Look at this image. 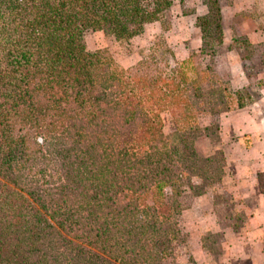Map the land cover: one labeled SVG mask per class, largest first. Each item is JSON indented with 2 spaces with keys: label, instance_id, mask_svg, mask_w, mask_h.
Listing matches in <instances>:
<instances>
[{
  "label": "trees",
  "instance_id": "16d2710c",
  "mask_svg": "<svg viewBox=\"0 0 264 264\" xmlns=\"http://www.w3.org/2000/svg\"><path fill=\"white\" fill-rule=\"evenodd\" d=\"M206 3L199 54L177 60L160 40L124 69L106 50L88 51L84 32L129 40L173 0H0V264L175 257L187 199L225 176L223 151L195 144L202 134L219 141L218 123L196 119L253 101L250 83L233 90L197 62L222 27L217 0ZM161 109L173 116L169 135ZM49 168L55 179L40 181Z\"/></svg>",
  "mask_w": 264,
  "mask_h": 264
},
{
  "label": "rangeland",
  "instance_id": "374dc122",
  "mask_svg": "<svg viewBox=\"0 0 264 264\" xmlns=\"http://www.w3.org/2000/svg\"><path fill=\"white\" fill-rule=\"evenodd\" d=\"M206 2L207 0H173L171 10L166 13L161 21L146 25L141 34L129 40H116L101 31L88 30L83 35L86 49L90 52L106 50L115 64L124 69L133 67L143 56L149 53L154 43L160 40L167 43L177 60L187 58L192 52L199 54L203 40L198 18L208 13ZM217 2L222 13L221 33L213 30L212 34L206 37L208 47L210 45L214 53L202 56L197 62L201 67L209 64L211 72L213 71L225 81H230L233 90H240L247 83H250L253 101L244 107L233 108L229 112L230 115L228 111L215 115L202 113L196 119L197 127L209 126L214 122L218 123L219 141L211 140L202 134L196 139L195 144L206 154H212L216 147L221 149L225 156L226 176L223 178L227 180V174H229L228 179L232 181L223 183L222 179L220 183L207 187L205 194L192 200L187 199V202L190 203L189 207L181 212V220L179 221L181 242L175 246V257L166 258L162 264H195L190 251L200 235L201 242H206L210 246L218 260L221 258L223 236L220 230L213 233V230H209L210 225L205 226L208 225L207 216L209 214H203L204 207L207 206L205 204L212 203L218 217L222 220H228L225 219L228 218L227 211L231 213V209L237 207L235 205L243 200L233 189L229 192V184L233 185V181L236 180L232 178L231 168L236 165V156L244 157L251 154V141L256 138V135H253L254 132H250L249 129H253L254 121L262 120L261 124L264 126V43H253L249 38L248 31L244 29L243 17L249 12L240 15L238 12L229 10L233 0H217ZM251 28L253 27L251 26ZM247 41L250 43V47L247 45ZM245 68L249 69L246 72L250 73V81L245 75ZM259 80H262V84L256 85ZM159 113L162 120V131L169 135L175 130L173 116L167 109H161ZM246 130L249 132H245ZM244 132L245 134L242 135ZM242 136L243 142L240 143L239 138ZM52 172L54 173V170L49 168L44 172V176L38 175L36 177H39L40 181H51L55 179ZM32 173L28 174V179L31 182H33ZM46 174L52 176H46ZM246 200L250 205L255 202L252 196L247 197ZM201 204L203 205L201 209L202 218L197 220L194 208L199 209ZM225 222H220L221 226H224ZM200 231V235L193 242L192 235H197V232Z\"/></svg>",
  "mask_w": 264,
  "mask_h": 264
},
{
  "label": "crops",
  "instance_id": "0c3cea01",
  "mask_svg": "<svg viewBox=\"0 0 264 264\" xmlns=\"http://www.w3.org/2000/svg\"><path fill=\"white\" fill-rule=\"evenodd\" d=\"M229 10L238 12L240 15L249 12L243 17L244 29L248 31L249 38L253 43H264V0H233ZM261 123L262 120L254 121L253 129H249L250 132H254L253 135H256V138L251 141V154L244 157L236 156V165L231 168L232 178L236 180L233 181V185L229 184V192L233 189L243 199L235 205L238 208L231 209V213L227 211L228 218L225 219L228 220H222L218 217L212 203L205 204L207 206L204 207L203 214H209L207 216L208 225L205 226L210 225L209 230H213V233L220 230L223 236L221 258L218 260L212 249L204 248L200 231L197 232V235H192L193 242L200 235L190 251L195 264H264V181L259 179V175L264 173V126ZM256 125L257 128H255ZM239 142H243V136L239 138ZM228 175L227 180L223 178V183L230 182L231 179H228ZM250 196L255 200L251 205L246 200ZM202 208V204L199 209L194 208L197 220L202 218ZM239 212L247 215V219L237 223L231 222L229 214L233 215ZM223 221H226L225 225L221 226ZM202 222L204 223V221Z\"/></svg>",
  "mask_w": 264,
  "mask_h": 264
}]
</instances>
